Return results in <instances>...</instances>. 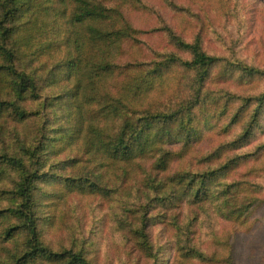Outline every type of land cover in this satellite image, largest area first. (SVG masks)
Returning a JSON list of instances; mask_svg holds the SVG:
<instances>
[{
    "label": "rangeland",
    "instance_id": "1",
    "mask_svg": "<svg viewBox=\"0 0 264 264\" xmlns=\"http://www.w3.org/2000/svg\"><path fill=\"white\" fill-rule=\"evenodd\" d=\"M117 1L103 3L115 7ZM138 1L145 8H134L135 0L132 3L125 0L122 4L125 16L138 33L137 40L124 47L122 56L116 57V63L136 62L144 69L146 64L151 65L162 58L160 55L168 53L189 60L188 53L178 52L170 45L163 31L165 27L188 43L199 33L202 50L210 56L224 58L211 75L220 72L222 78L208 82L189 96L198 105L195 120L185 125L193 129L186 131L185 126H179L176 136H170L164 145L170 153L185 155L184 159L173 158L166 175L184 170L191 177H209L204 187L206 197L202 206L194 209L195 191L188 192L185 206L177 212L170 227L156 221L150 225L147 235L151 250L144 257L126 238L130 229L126 223L131 218L125 210L132 200L124 189L135 178L134 167L119 171V179L113 184L117 192L113 191L109 197H71L62 208V229L49 228L45 221L51 208L49 201L41 196L51 191L52 186L48 184L51 178L44 177L35 192L39 197L36 209L43 245L53 252L63 249L81 252L93 264H264V103L259 107L256 102L264 94V77L249 76L234 66V61H241L264 71V0ZM45 24L44 34L39 37L43 43L39 54L57 52L46 58L60 60V52L65 51V46L59 43L66 31L63 21L55 26H48V21ZM41 63L42 59L31 66L37 70ZM45 63L39 82L41 98L36 101L28 98L24 103V108L35 114L22 121L11 116L0 121V155L23 158L24 144L30 147L44 144L46 150L39 152L44 171L51 177L66 176L69 170L63 162L69 153L52 152L49 141L55 137L53 144H57L68 135L66 87L65 82L54 79L58 74L54 65L48 60ZM174 70L175 67L170 68L175 77L170 83L185 87L194 84L199 88L195 72L184 74ZM36 75L39 77L38 71ZM187 95H190L188 89ZM152 162L143 167L146 173ZM25 163L28 166L27 160ZM0 173V211L8 212L20 202L14 191L22 172L2 164ZM148 191L154 197L150 188ZM238 203L245 206L240 208ZM5 212L0 219V264H47L36 258L16 261L26 251V232L23 220ZM6 226L16 227L8 237L2 234Z\"/></svg>",
    "mask_w": 264,
    "mask_h": 264
},
{
    "label": "trees",
    "instance_id": "2",
    "mask_svg": "<svg viewBox=\"0 0 264 264\" xmlns=\"http://www.w3.org/2000/svg\"><path fill=\"white\" fill-rule=\"evenodd\" d=\"M103 1L0 0V121H5V116L22 121L35 114L24 108V103L28 98L32 101L41 98L42 84L39 82L41 67L47 66L46 60L58 71L54 79L65 82V106L70 119L65 140L53 144L55 137L49 138L52 152L67 150L69 153L63 162L69 170L68 175L51 177L44 171L39 154L40 150H46L44 144L35 147L24 144L21 147L23 158L6 153L0 155V165H12L22 172L14 191L20 200L18 206L7 209L8 212L0 211V219L3 212H10L14 218L23 220L28 244L26 251L16 260L18 262L36 258L47 264H93L81 252L70 249L53 252L43 245L36 209L39 197L35 192L40 189L38 184L44 177L51 178L47 182L52 186L51 191L41 196L49 201L51 208L45 221L49 228L62 229V208L71 197H109L116 191L113 184L119 179V171L134 167L135 178L124 189L132 200L126 204L128 210H125L131 218L126 223L130 226L126 238L144 257L151 250L147 235L150 225L156 221L161 226L170 227L177 212L185 206L184 197L188 192L195 191L194 209L201 207L206 197L204 187L206 180L210 181L209 177H191L184 170L166 175L173 158L184 159L185 155L170 153L164 145L170 136H176L179 126L191 125L195 120L198 105L189 96L222 78L220 72L214 77L211 75L212 69L224 58L206 54L199 33L193 42L188 43L165 27L163 31L170 45L178 52L188 53L189 60L168 53L160 55L162 58L152 61L151 65L145 63L144 69L136 62L120 65L115 62L116 57L122 56L124 47L137 40L138 31L122 10L125 0H118L115 7ZM135 1L134 8H145L140 1ZM19 20L24 21L18 25ZM46 21L48 26L61 21L65 26V35H61L63 41L59 42L65 46V51L60 52V60L46 58L57 52L39 54L43 45L39 37L44 34ZM40 59L43 63L37 70L32 68L31 65ZM234 62L243 73L264 77V71L248 67L241 61ZM171 67L184 74L195 72L199 88L194 84L185 87L181 83H170L175 80ZM187 89L190 95H187ZM256 102L262 106L264 94ZM186 126L183 130L193 129ZM150 160L153 162L146 173L143 167ZM238 205L240 208L245 206L244 203ZM160 217L161 220L157 219ZM15 228L6 226L2 234L8 237Z\"/></svg>",
    "mask_w": 264,
    "mask_h": 264
}]
</instances>
